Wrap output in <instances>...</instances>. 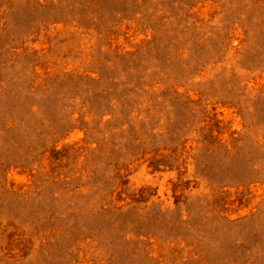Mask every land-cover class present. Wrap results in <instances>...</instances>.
<instances>
[{"label":"rangeland","instance_id":"1","mask_svg":"<svg viewBox=\"0 0 264 264\" xmlns=\"http://www.w3.org/2000/svg\"><path fill=\"white\" fill-rule=\"evenodd\" d=\"M0 264H264V0H0Z\"/></svg>","mask_w":264,"mask_h":264}]
</instances>
